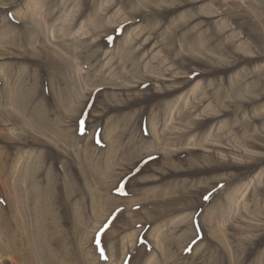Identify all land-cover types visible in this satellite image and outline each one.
<instances>
[{
	"label": "rangeland",
	"instance_id": "rangeland-1",
	"mask_svg": "<svg viewBox=\"0 0 264 264\" xmlns=\"http://www.w3.org/2000/svg\"><path fill=\"white\" fill-rule=\"evenodd\" d=\"M0 264H264V0H0Z\"/></svg>",
	"mask_w": 264,
	"mask_h": 264
},
{
	"label": "snow or ice",
	"instance_id": "snow-or-ice-1",
	"mask_svg": "<svg viewBox=\"0 0 264 264\" xmlns=\"http://www.w3.org/2000/svg\"><path fill=\"white\" fill-rule=\"evenodd\" d=\"M117 191L120 192V193H123V188L118 187V188H117ZM208 198H209V197H206V199H208ZM112 219H115V217H113ZM110 226H111V221H108V222H107V227H110ZM107 227L103 228V229L101 230V232H105V231L107 230ZM98 243H99V241H98ZM193 243H195V240L193 241ZM188 250L191 251L192 249L189 248ZM104 251H105L104 248L101 247V248H100V252H101L103 258H104L105 260H107L108 257H107L106 255H104Z\"/></svg>",
	"mask_w": 264,
	"mask_h": 264
}]
</instances>
